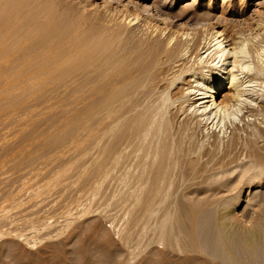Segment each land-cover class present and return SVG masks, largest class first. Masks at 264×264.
<instances>
[{
    "label": "rangeland",
    "instance_id": "1",
    "mask_svg": "<svg viewBox=\"0 0 264 264\" xmlns=\"http://www.w3.org/2000/svg\"><path fill=\"white\" fill-rule=\"evenodd\" d=\"M13 1L0 9V264H182L188 259L264 264L231 253L229 258L198 253L194 213L184 200L195 190L201 193L220 160L251 161L255 167L264 162V28L258 31V22L264 27V0H199L198 17L208 13L202 21H177L174 15L193 0H169L175 5L163 10L170 14L159 24L164 36L162 29L152 30L160 23L156 16L130 6L129 12L113 13L128 25L125 33L118 30L121 39L90 54L71 45L55 21L42 16L44 10L40 14ZM94 3L101 16L108 8L122 9L117 1ZM107 14L109 19L112 13ZM204 22H220L221 30L245 40L246 55L235 69L243 88L227 84L221 110L211 107L212 99L198 100L206 96L212 70L218 71L219 60L210 58L213 49L201 51L204 63L193 46L194 52L185 47L178 57L164 50L166 44L173 47L175 39L169 44L166 39L177 29L202 43L213 26ZM83 30L85 36L94 31ZM118 31L110 34L119 36ZM152 38L166 43L159 45L160 54L150 49ZM231 69L228 63L222 72L229 77ZM235 90L241 93L238 102L228 98ZM208 104L207 115L194 116ZM146 120L139 137V121ZM191 161L195 170H189ZM247 192L235 193L233 205ZM257 198L252 204L264 212V197ZM222 212L217 208L216 217ZM241 217L250 226L249 216Z\"/></svg>",
    "mask_w": 264,
    "mask_h": 264
},
{
    "label": "bare ground",
    "instance_id": "2",
    "mask_svg": "<svg viewBox=\"0 0 264 264\" xmlns=\"http://www.w3.org/2000/svg\"><path fill=\"white\" fill-rule=\"evenodd\" d=\"M91 1L92 0H24V1L21 0L22 4L24 2V4L27 6L26 8L32 7L33 11H35L38 8L37 10L40 14H41V12H43L42 10H44V12L42 13V16L44 13H46L43 17H45V19L48 20L49 22L55 21L54 22L55 24L53 23L55 28L58 29V31L60 33H62V35H64L66 38H68L69 43L73 46L82 47L87 54L93 53L97 49H104V48L108 49L109 45L111 43L113 44V42H115L117 40V38L121 39L120 36H122V35L120 33H122V34L125 33V30H126V28H128V25L125 23L127 26H123L124 25L123 19L121 21L115 20L113 18L114 12L120 11V13H123L124 10L129 12L128 8H130V6L133 8H136L137 10H139V7H140V9L143 10L144 15L156 16V19L159 20L160 23H158V25L155 24L154 26H152V30L155 28L153 30V32L155 31L154 33H156L158 31V29L159 30L162 29V27L160 28L159 24H163V22H165V20L167 21L168 18H166V15H170V14H165V12L163 10L164 9L171 10L175 5L173 3V1L169 2V0H162L161 4H159L160 0H155L152 5L145 4L146 0H112V1H117V3L120 4L118 7L122 8V9L119 10V8H116V9L108 8L104 13V16L108 15L107 14L108 12L112 13V14H110L109 19H108V17L98 15V12L100 11L101 8L94 3L95 0H93V2H91ZM198 1L199 0H193V2L191 4H183L182 10H180L181 8L178 9V10H180L179 13L177 12V14L175 13L176 16L174 15V17L177 19V21L185 19V18L187 20L189 18L190 21H191V19L194 20L196 18L197 19L198 18L204 19L203 13H206V12L201 13L203 18H202V16L198 17L200 15V13L198 11L199 5L197 4ZM13 2H14L13 0H0V9H3L4 7L10 6ZM17 2L19 3V1H16V3ZM45 2H47L48 4ZM259 2L257 5L261 4L260 5V7H261L263 5V2H260V3ZM21 7H23V6L21 5ZM40 8H41V10H40ZM24 9H25V7H24ZM127 12L123 15V18L126 14H128ZM257 12H258V10H257ZM63 14L68 15V17L66 15L64 16ZM206 14H208V13H206ZM206 14H205V18L208 17V19H209L210 16L209 15L207 16ZM98 16H99V18H98ZM130 16H132V15H129V17ZM65 17H67V19H65ZM145 17H147V16H145ZM213 17L212 18L210 17L211 20L213 19ZM215 18L218 19L217 17H215ZM219 19H218V21H220ZM48 21H47V24H50ZM196 21H199V20H196ZM205 21L208 22V20H205ZM200 23H202V22H200ZM206 23L204 22V25H206ZM214 23H216V22H214ZM207 24L211 25V23L210 24L207 23ZM216 24H214V25L212 24L213 26L211 25L212 29H211L210 37L204 38V41L201 39L203 41L202 43H200L199 40L196 41L197 38H194V37L191 38V35H192L191 33H188V32L182 33L181 30L178 31V29H177L176 32L174 30V32L172 34H171V32H170V35H169V33L167 34V35H169V37H167L168 40L166 39V42L168 41V44L172 43V41L175 39L173 47L171 49H169L170 45L168 46L165 42L163 44L161 43V45H160V42L158 41L159 39L157 40V39L152 38V39H150L151 40L150 44L149 43L148 44L150 45V49L152 50L153 53L154 52L156 53L157 49H159L160 46L166 44L164 50H166V48H168L169 50L167 49V51L172 56H174L177 53L179 54V51L185 47H186V49H192L194 47L195 50L198 52V54L196 56L199 55L198 57H200L199 59H201L202 63H204L205 61L200 56L201 51L203 49H205L206 50L205 53H207L211 49H213L210 52V54H212L214 52L213 55L210 57L213 61L212 63H215L216 60H219V62L217 64H219V63H222V64L220 65V68H218L217 64H216L215 68H216V71L217 70L218 71L215 72V70H212V72H214V74H215V75H213L215 77V80L213 81V79H212L214 77H212L210 79V81L208 83L209 85H207L205 87L206 96H204L203 98L199 97L198 100H202L201 104H204V103H208V102H203V101H205L206 98L212 99V102L210 101L212 103L211 107L214 106L213 107L214 110L215 109L221 110L223 107L226 106V104L224 102L227 98L222 96L221 93H222V90L226 88L227 84L231 85L229 88L232 90H234L233 88L237 89V88H241L243 86V85L242 86L239 85L240 83H239V79H237L238 78L237 75L235 74V69L238 68L239 64L243 62V61L241 62V60H240L241 54H244V55H246V54L243 52V49H244L243 47L245 44V42H244L245 40L243 39V36H241L240 34H239L240 35L239 36L238 34L229 33L227 31H225L224 29L221 30L218 27V25H221L220 22L217 25ZM258 24H260V25H258ZM258 24H256L259 26L258 31H261L264 27L261 28L262 24L259 22H258ZM200 25H202V24H200ZM204 25H202V26H204ZM149 26L150 25H148V27ZM256 27L254 28L255 30H256ZM122 28H124V30ZM210 28H209V30H210ZM83 29H86L85 31H87V32L89 30V33H87V35L90 34L91 31H93V30L94 31L91 32L90 35L85 36L86 32L84 34ZM120 29H121V31H120ZM78 30H82L81 32H83L84 35L81 34L80 31H79L80 35L77 34ZM115 30L120 31V33H119V31L117 32V33H119V36L117 34L116 35L110 34L111 31H115ZM150 30H148V31L150 32ZM141 31H143V30H141ZM163 31H166V30L162 29V31H160V32L163 33ZM262 31L264 33V30H262ZM160 32H159V34H160ZM141 35L144 36V34H141ZM154 35H156V34H154ZM158 35H156L157 37H155V38H160V37H158ZM148 36L149 35H147V37ZM151 36H153V35H151ZM163 36H164V33H163ZM150 37H148V39ZM262 37H264L263 34H262ZM244 38H245V36H244ZM141 39H142V37H141ZM83 40L85 42H83ZM146 40H147V38H146ZM262 40L264 41V39H262ZM146 42H148V41H146ZM146 42H144V43H146ZM192 42L194 44H192ZM261 44H262V42H261ZM147 49L149 50V47ZM140 50H141V48H140ZM142 52H144V49ZM157 52H158L157 54H160L159 51H157ZM168 52L166 53V56H167ZM192 52H194L193 49H192ZM177 55H175V56H177ZM191 55H192V53H191ZM141 56L139 55V58H142ZM166 56H165V58H166ZM153 57H155V55ZM167 57H171V56H167ZM146 58H148V56H146ZM153 59L154 58L151 59V62ZM192 59H193V57H192ZM229 59H232V60L229 61ZM156 60H158V59H156ZM166 61H168V58ZM145 62H143V63H145ZM174 62L175 61L173 60V63ZM177 62H179V61H177ZM169 63H167V64H169ZM228 63L230 64V66H232V69L229 70V72L227 70L229 77H226L224 75V73L222 72V67H224L226 64L228 65ZM240 65L242 66V64H240ZM177 66H179V65H177ZM240 68H242V67H240ZM141 69L142 68H139V71ZM144 69H145V67H144ZM238 71H240V69ZM217 73H218V75H217ZM142 78L143 77L139 76V88L143 84L142 81L145 83V80ZM180 78L181 77H179L177 80H180ZM237 81H238V83H237ZM237 84H238V87H237ZM189 87L191 89V85H189ZM143 88H140V89H143ZM186 89H183V90L185 91ZM242 90L244 91V89H242ZM5 93H6V91H5ZM188 93H189V95H191L190 92H188ZM207 94H209V95H207ZM240 94H239L238 90H235L234 94H231L229 97L228 96L227 97L231 98L233 96L234 101L235 100L237 101V100H239L238 97L240 96ZM200 95H202V94H200ZM221 97H224V98L221 100L220 99L218 100V98H221ZM189 98L190 99H188V101L191 100V97H189ZM178 99H180L178 101H181V100L183 101L182 98H178ZM186 100H187V98H186ZM186 100L184 99V101H186ZM193 100H191V102ZM230 100H228V102ZM231 101L234 102L233 99ZM231 101H230V103H228V102H226V103L231 104ZM173 102H175V100H173ZM186 102H183V103H186ZM210 102H209V104H210ZM173 104L176 105V103H173ZM209 104H208V106H206L202 110L199 109L197 111L195 109L194 111H196L197 114L195 113L194 116L195 117H196V115L198 116L199 115L198 112H200V111L202 114L205 113L207 115V113H208L207 109L209 107ZM180 105H183L182 102L180 103ZM180 105H179V107H180ZM211 107H209V108L212 109ZM183 109H184V105L182 108L180 107L179 110H183ZM139 111H140V109H139ZM186 111H187V109H186ZM179 113H180V111H179ZM139 115L142 116V113H140ZM180 115L181 114H179L178 116H180ZM192 115H193V113H192ZM199 117H200V115H199ZM179 120H181V119H179ZM183 120H185V118H183ZM147 121L148 120L143 121V122L139 121V137L142 136L144 123L147 124ZM187 123H188V121H187ZM185 126H187V125H185ZM141 158H144V157H141ZM230 159L228 158L226 160H230ZM231 160L234 161V159H231ZM193 161H194V159H193ZM233 161L229 162L227 165H226V163L225 164L221 163L222 162L221 160L219 163L216 162L217 164H214L215 165L214 168L213 167L211 168V170L212 169L214 170V172L212 171L214 174L211 173L212 175H209L210 178H208V180H206L204 184L202 183L203 185L202 184L199 185V187L202 185L200 187L202 189H199V190H201V193H199V192L197 193V190H195V192H192V194L190 193L191 195L189 194V195L185 196V198H184L187 206L194 213V214H192V215H194V220L191 223L193 226L192 234H193L194 245L196 247V251L200 254H207L210 256L220 254L223 258H229L230 253H231V254H235L237 256H241V257H249L250 259H254V261L260 260V261L264 262V212L260 211L261 209L258 210V208H260L258 205L259 203L252 204L253 199H255L257 196H258V198L264 197V162L260 163L261 162L260 161L259 162L260 164H258V166L255 167L252 165V163H250L251 162L250 160H249L250 162L244 161L245 163H241V164L236 163L237 160L235 163H233ZM225 162H228V161H225ZM188 164H189L188 165L189 170H192L194 168V165H193L194 163H192V161H191V162H188ZM194 170H195V168H194ZM211 170H210V172H211ZM244 190H248V192L246 193V194H248V196H249V194H251V195L255 194V195L253 197H250V200H249L248 196H246V195L238 197V203L234 206L233 200H234V198H236V197H234L235 196L234 194L237 192H239V194L241 192L243 193ZM217 208H219L223 211L222 215L218 218L215 215ZM189 209H187V210H189ZM228 210H230V212L226 213ZM262 210H264V209L262 208ZM192 211H190V212L192 213ZM257 212H259V214ZM241 215L242 216L243 215L249 216L250 226H248V223H245V221L242 219ZM245 218H247V217H245ZM230 227H233V228H230ZM44 235H46V234H44ZM149 264H151V263H149ZM182 264H202V262L200 260H197V259H188V260L184 261Z\"/></svg>",
    "mask_w": 264,
    "mask_h": 264
}]
</instances>
